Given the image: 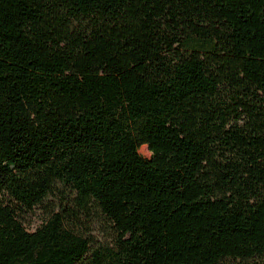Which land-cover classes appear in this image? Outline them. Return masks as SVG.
Instances as JSON below:
<instances>
[{
	"label": "trees",
	"instance_id": "trees-1",
	"mask_svg": "<svg viewBox=\"0 0 264 264\" xmlns=\"http://www.w3.org/2000/svg\"><path fill=\"white\" fill-rule=\"evenodd\" d=\"M0 264H264V0H0Z\"/></svg>",
	"mask_w": 264,
	"mask_h": 264
},
{
	"label": "rangeland",
	"instance_id": "rangeland-1",
	"mask_svg": "<svg viewBox=\"0 0 264 264\" xmlns=\"http://www.w3.org/2000/svg\"><path fill=\"white\" fill-rule=\"evenodd\" d=\"M138 131V126H135L133 129L134 134H136ZM139 152L143 155V156H149V152L146 148V145L141 144L139 146ZM37 225H39V218H34V220L31 223V228H35Z\"/></svg>",
	"mask_w": 264,
	"mask_h": 264
}]
</instances>
